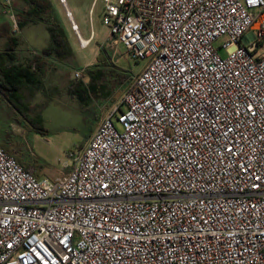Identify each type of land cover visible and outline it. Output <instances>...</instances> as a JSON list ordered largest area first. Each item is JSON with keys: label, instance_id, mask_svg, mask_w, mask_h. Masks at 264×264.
I'll return each instance as SVG.
<instances>
[{"label": "built area", "instance_id": "2783aa9c", "mask_svg": "<svg viewBox=\"0 0 264 264\" xmlns=\"http://www.w3.org/2000/svg\"><path fill=\"white\" fill-rule=\"evenodd\" d=\"M98 2L147 64L69 173L0 145V264H264V0Z\"/></svg>", "mask_w": 264, "mask_h": 264}, {"label": "rangeland", "instance_id": "374dc122", "mask_svg": "<svg viewBox=\"0 0 264 264\" xmlns=\"http://www.w3.org/2000/svg\"><path fill=\"white\" fill-rule=\"evenodd\" d=\"M5 1H9L13 8L18 5L17 0H0V4ZM48 1L57 20L69 25L72 33L66 8L72 12L84 38H89L94 32V39L86 48H80L71 38L72 51L82 64H86L84 80L92 79L90 88L86 89L88 98L83 103L78 99L65 98L63 104L47 107L42 121L31 125L24 123L21 129H3L0 131V144L10 148L18 160L31 165L37 178L54 180L73 169L99 122L113 110L116 113L112 121L117 124V117L126 110L122 103L126 81L130 78L131 86L133 78L143 71L147 61L133 60L121 44L109 47L114 44L102 21L103 5L100 2L92 7L94 0H66V5L60 0ZM15 22L17 24L16 19ZM219 44L221 41L215 45ZM260 52H264V46ZM219 54L226 56L222 50ZM121 69L126 73L119 71Z\"/></svg>", "mask_w": 264, "mask_h": 264}, {"label": "crops", "instance_id": "0c3cea01", "mask_svg": "<svg viewBox=\"0 0 264 264\" xmlns=\"http://www.w3.org/2000/svg\"><path fill=\"white\" fill-rule=\"evenodd\" d=\"M10 4L9 1L0 4V131L21 129L24 123L31 125L32 122L42 121L45 109L51 105L63 104L65 98L78 99L83 103L88 98L86 89L90 88L92 82L89 77V80H84L86 64H82L72 51L71 38L73 37V43L84 48L81 40L87 41L89 46L94 39L93 31L86 39L78 26L77 32L72 33L71 27L60 21L61 26L57 28V32L63 40L58 44L59 51L45 53L52 45L51 23L48 20L30 21L28 13L21 11L24 5L13 8ZM69 11L68 8L69 19L72 16L73 23L77 25ZM15 15H18L21 27L13 19ZM109 39L114 44L109 47L119 45L113 42L110 35ZM78 71H83L81 79L75 78ZM119 71L126 73L122 69ZM125 86L124 94L130 88V78ZM113 112L114 110L111 111ZM102 122L103 120L99 125ZM1 146L14 155L10 148ZM18 161L35 173L31 165Z\"/></svg>", "mask_w": 264, "mask_h": 264}, {"label": "trees", "instance_id": "16d2710c", "mask_svg": "<svg viewBox=\"0 0 264 264\" xmlns=\"http://www.w3.org/2000/svg\"><path fill=\"white\" fill-rule=\"evenodd\" d=\"M18 5L16 8H20L21 5H24V13H28L31 17L30 21H49L51 23V36H52V45L45 51V53H51L52 51L58 52V44L62 42L63 38L57 32V28H60V22L57 20V17L53 13L52 5L47 0H17ZM18 27L22 26L21 21L18 18V15H15ZM66 42V41H63ZM89 73V72H88ZM92 81V79H91ZM32 124V123H31ZM26 168V167H25ZM27 169V168H26Z\"/></svg>", "mask_w": 264, "mask_h": 264}, {"label": "bare ground", "instance_id": "6f19581e", "mask_svg": "<svg viewBox=\"0 0 264 264\" xmlns=\"http://www.w3.org/2000/svg\"><path fill=\"white\" fill-rule=\"evenodd\" d=\"M60 1H61L62 4H66V1H65V0H60ZM65 7H67V6H65ZM66 9H67V17L69 18V15H68V8H66ZM69 12H70V11H69ZM70 14H71V12H70ZM71 21H73L72 16H71ZM73 26H74V28H73ZM73 26H72L73 31L77 32V30H78L77 25H75V24L73 23ZM81 43H82L84 46H86L88 42H87V41H81Z\"/></svg>", "mask_w": 264, "mask_h": 264}, {"label": "water", "instance_id": "95a60500", "mask_svg": "<svg viewBox=\"0 0 264 264\" xmlns=\"http://www.w3.org/2000/svg\"><path fill=\"white\" fill-rule=\"evenodd\" d=\"M67 13V12H66ZM70 20V19H69ZM71 21V20H70ZM71 24L73 25V21H71Z\"/></svg>", "mask_w": 264, "mask_h": 264}]
</instances>
